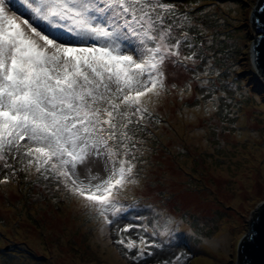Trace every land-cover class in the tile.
<instances>
[{"label": "snow or ice", "instance_id": "snow-or-ice-1", "mask_svg": "<svg viewBox=\"0 0 264 264\" xmlns=\"http://www.w3.org/2000/svg\"><path fill=\"white\" fill-rule=\"evenodd\" d=\"M182 3L0 0V184L22 178L71 204L125 264L182 254L168 249L183 220L138 195L163 147L161 109L191 99L189 119H226L248 88L244 57L218 68L200 10Z\"/></svg>", "mask_w": 264, "mask_h": 264}, {"label": "rangeland", "instance_id": "rangeland-1", "mask_svg": "<svg viewBox=\"0 0 264 264\" xmlns=\"http://www.w3.org/2000/svg\"><path fill=\"white\" fill-rule=\"evenodd\" d=\"M260 3L183 0L181 4L200 10L199 18L212 34L208 50L218 68L225 70L237 58L231 53L244 57L236 74L248 88L242 95L231 96L226 119H189L194 112L191 99L186 107L170 100L161 109L168 124L162 135L157 133L163 147H157L150 158L147 184L138 195L183 220L179 240L173 242L181 247L168 249L182 253L179 264H239L240 243L264 205V78L253 64L257 34L251 19ZM225 234H230L227 241L222 239ZM217 241L219 246H213ZM203 243L222 257L203 256ZM0 264L125 261L107 234L101 238L95 225L71 204L55 203L21 178L0 184Z\"/></svg>", "mask_w": 264, "mask_h": 264}, {"label": "water", "instance_id": "water-1", "mask_svg": "<svg viewBox=\"0 0 264 264\" xmlns=\"http://www.w3.org/2000/svg\"><path fill=\"white\" fill-rule=\"evenodd\" d=\"M256 25V43L252 47L254 65L260 72L264 70V0L251 15ZM256 218L251 221L250 229L238 248L239 264H264V205L260 207Z\"/></svg>", "mask_w": 264, "mask_h": 264}, {"label": "bare ground", "instance_id": "bare-ground-1", "mask_svg": "<svg viewBox=\"0 0 264 264\" xmlns=\"http://www.w3.org/2000/svg\"><path fill=\"white\" fill-rule=\"evenodd\" d=\"M241 177H242V175H240ZM240 177V178H241ZM222 231H223V229H222ZM221 237V236H220ZM219 237V238H220ZM201 248H203V249H205V251H206V253L203 255V256H205L206 258H208V259H215V256L216 255H218L219 257H222V254L221 253H217V254H214L213 253V248L212 247H209V246H207V244H201V246H200ZM218 259V258H217ZM207 262V261H206ZM208 264L210 263V262H207ZM198 264H200V263H198Z\"/></svg>", "mask_w": 264, "mask_h": 264}]
</instances>
